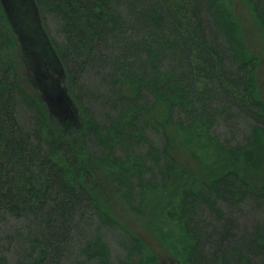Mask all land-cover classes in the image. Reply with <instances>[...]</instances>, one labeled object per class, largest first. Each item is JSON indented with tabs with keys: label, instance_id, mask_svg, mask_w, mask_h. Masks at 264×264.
Segmentation results:
<instances>
[{
	"label": "trees",
	"instance_id": "1",
	"mask_svg": "<svg viewBox=\"0 0 264 264\" xmlns=\"http://www.w3.org/2000/svg\"><path fill=\"white\" fill-rule=\"evenodd\" d=\"M246 1L264 24V0ZM35 2L80 125H57L23 86L0 0V264L11 263L4 255L13 246L14 264H68L74 253L72 264H111L105 231L121 233L126 264H157L107 207L111 187L135 214L157 212L160 235L184 264H264V206L254 204L264 202V185L257 194L246 167L234 168L252 162L264 140L258 58L226 0ZM90 72L99 87L81 84ZM239 120L249 130L241 143L217 132L219 124L237 131ZM180 151L202 162L205 179L192 182ZM7 217L27 221V235L3 237ZM167 222L179 233L166 232Z\"/></svg>",
	"mask_w": 264,
	"mask_h": 264
},
{
	"label": "rangeland",
	"instance_id": "2",
	"mask_svg": "<svg viewBox=\"0 0 264 264\" xmlns=\"http://www.w3.org/2000/svg\"><path fill=\"white\" fill-rule=\"evenodd\" d=\"M29 1L30 3H32L33 0H29ZM226 2L240 26L241 29L240 35H242L244 42L246 43L251 54H253L258 58L257 85H258V90L260 92V96L264 102V24L259 23L257 21L253 13L252 7L248 4L246 0H226ZM24 9L27 15L26 18H23L25 23H18L16 18L13 16V14H10L12 17V24L14 25L13 27L11 24L13 30V37H15L17 43V51L15 55L17 61L20 63L18 71L20 73V79L22 80V84L24 87H26L28 93L33 96L39 97L43 101L42 90L38 86L36 76L33 72L34 63H35L34 56L36 54L32 51H29V48L31 47L29 46V44H26L25 41L26 36L23 28L27 26L28 8H24ZM33 16L34 14H30V22L36 25L38 32L40 31V33L42 34V40H47V42L50 41V37L47 31L45 30L41 15L38 13V16H36L35 20L33 19ZM48 20L49 21H48L47 29L50 32L52 38L55 39L59 44H64V40L59 32V28H60L59 23H57L55 20L51 18H48ZM33 47L34 46H32V48ZM81 84L85 86L99 87L101 84V79L100 76L96 75V73L90 72L89 74L84 76ZM92 100L93 99L91 97L90 99L87 100V103H89L91 107L94 106L96 108L97 114H99V109ZM43 103L46 109L48 110L49 115L51 116L48 106L44 101ZM80 116L81 114L77 110V119L74 122L76 127L77 126L79 127L80 125L79 122ZM52 120L55 123H58L57 125H60L58 122L59 120L57 121L53 118ZM21 121L24 124H29L28 114L23 112L21 115ZM246 125L247 123L245 120L244 122L242 120L237 121V131H236L229 129L225 125L219 124L217 128L218 130L217 132L220 133L219 134L220 136H223V139H227V140H230V138L235 135V137H232L231 140L233 141L235 140L234 141L235 143L237 142L241 143L243 140H245V138L249 134V130L247 129ZM72 141L77 142L78 139L76 137H73ZM93 149L95 150L94 147ZM185 153L186 152H182V151L178 152V154H176V158L180 163V165L186 169V172H188L189 170L192 171V173H190L192 174L190 176H193L192 182L195 177H197V179L200 181L205 179L207 175L201 165L202 162H199L197 160V157L192 155H187ZM253 153L255 155H254V160L252 162L246 163V161L244 160V163L242 162L241 164L239 163L235 164L234 168L241 170V166L246 167V170H244L245 173L242 174L243 178H245L254 187L257 194H260L262 192L261 185L262 184L264 185V140L263 142H261L259 146L254 147ZM176 183L177 182L175 181V185L173 186L174 189L177 188ZM109 192L111 196L110 198L111 201L109 203L107 202L106 204L107 207L110 209V211H112L115 219H117L119 222L127 226L130 232L136 235L140 240H142L147 245L148 249L157 258V264H172V263L175 264L177 262L179 264L181 263L184 264V262L180 261L178 256L174 255L171 252V250L169 249V244L165 242L163 236L160 235L159 230L162 228V226L160 225L162 219L158 217L157 212L154 211L152 207L148 208V210H146V212L143 213V215H137L134 212H132L128 206H126L122 198L117 193H115L112 187L109 190ZM255 203H259L264 206V202H261L259 200L255 201L254 204ZM246 212L247 209H244V213ZM253 214L255 215V217L258 216L257 211L256 212L254 211ZM252 217L253 216L249 214L248 220H252ZM242 220L244 221L245 219ZM1 225H2L1 227L2 236L6 237L8 240L9 238H14V235L17 233L26 236L28 233V228L30 227L28 225V222L25 220L18 221L15 218H8V217ZM165 225H167V228H165L166 232H168L170 229H175L176 233L177 232L179 233L178 228L174 227V224L167 222L165 223ZM104 233H106L104 237L106 238V241L109 244L111 250V264H126L124 260L126 257V252L121 246L122 244L121 233H118L117 231L115 232L105 231ZM174 233L170 231V235L172 237H175ZM4 256L9 259V263L11 262L10 264H14V262L18 259L17 246L15 247L13 246L12 249L9 252H7L6 255ZM77 259H78V254L74 253L71 256L70 262H68V264H72L76 262Z\"/></svg>",
	"mask_w": 264,
	"mask_h": 264
},
{
	"label": "water",
	"instance_id": "3",
	"mask_svg": "<svg viewBox=\"0 0 264 264\" xmlns=\"http://www.w3.org/2000/svg\"><path fill=\"white\" fill-rule=\"evenodd\" d=\"M18 2L21 3V6L17 7L10 0H2L3 6L7 9L10 16L11 24L12 17L10 14H13L18 23H25L23 18H26L27 15L24 8H28V22L23 30L26 36V44H29L31 47L29 51L36 54L34 56L35 63L33 72L36 76L38 86L42 90V99L48 106L53 119L57 121L69 119L75 122L77 119V108L67 92L66 86L63 84L65 73L59 57L51 44V40L48 42L47 40H42V34L40 31L38 32L36 25L30 22V14H34L35 17L33 16V19L35 20L39 13L36 3L34 0L32 3L29 0H18ZM12 26L14 27L13 24Z\"/></svg>",
	"mask_w": 264,
	"mask_h": 264
},
{
	"label": "flooded vegetation",
	"instance_id": "4",
	"mask_svg": "<svg viewBox=\"0 0 264 264\" xmlns=\"http://www.w3.org/2000/svg\"><path fill=\"white\" fill-rule=\"evenodd\" d=\"M173 264V263H172ZM176 264V263H175ZM177 264H179L178 262H177Z\"/></svg>",
	"mask_w": 264,
	"mask_h": 264
}]
</instances>
